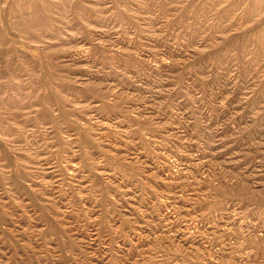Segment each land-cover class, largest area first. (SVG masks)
Segmentation results:
<instances>
[{
  "label": "rangeland",
  "instance_id": "1",
  "mask_svg": "<svg viewBox=\"0 0 264 264\" xmlns=\"http://www.w3.org/2000/svg\"><path fill=\"white\" fill-rule=\"evenodd\" d=\"M0 264H264V0H0Z\"/></svg>",
  "mask_w": 264,
  "mask_h": 264
}]
</instances>
